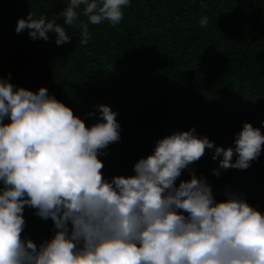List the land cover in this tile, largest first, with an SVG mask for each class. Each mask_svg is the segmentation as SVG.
<instances>
[{
	"label": "clouds",
	"instance_id": "9594fccd",
	"mask_svg": "<svg viewBox=\"0 0 264 264\" xmlns=\"http://www.w3.org/2000/svg\"><path fill=\"white\" fill-rule=\"evenodd\" d=\"M129 3L69 0L58 15L79 28L85 46L90 25L118 24ZM25 30L33 40L54 32L56 45L70 42L66 28L43 15L19 18L15 32ZM97 110L99 120L86 126L45 87L33 92L0 77V264H264V214L234 196L217 201L190 169L206 149L219 169H247L264 145L259 128L245 122L234 147L195 128L174 131L134 163V175L109 180L98 154L120 140V124L108 105ZM186 169L190 179L176 186ZM25 206L54 224L39 246L22 238Z\"/></svg>",
	"mask_w": 264,
	"mask_h": 264
},
{
	"label": "trees",
	"instance_id": "16d2710c",
	"mask_svg": "<svg viewBox=\"0 0 264 264\" xmlns=\"http://www.w3.org/2000/svg\"><path fill=\"white\" fill-rule=\"evenodd\" d=\"M68 3L0 0V77L33 92L45 87L86 126L99 120V104L116 112L120 140L98 154L105 179L134 175V163L174 131L195 128L221 147H234L245 122L264 134V0H130L118 24L89 26L85 46L79 28L58 15ZM28 13L64 26L70 42L56 45L54 32L48 41L17 34ZM212 153L190 169L214 198L234 196L264 214V145L247 169H219ZM188 179L183 170L176 186ZM22 215V238L39 246L54 234L35 209L25 206Z\"/></svg>",
	"mask_w": 264,
	"mask_h": 264
}]
</instances>
